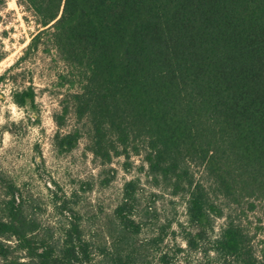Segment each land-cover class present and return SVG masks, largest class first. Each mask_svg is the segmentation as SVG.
<instances>
[{
    "label": "trees",
    "instance_id": "trees-1",
    "mask_svg": "<svg viewBox=\"0 0 264 264\" xmlns=\"http://www.w3.org/2000/svg\"><path fill=\"white\" fill-rule=\"evenodd\" d=\"M17 1L37 26L26 54L54 49L65 64L60 84L72 89L55 115L57 149L71 151L82 137L80 127L61 131L72 110L89 125L96 157L141 154L157 183L185 194L189 250L208 242L204 253L222 264H264V247L258 254L232 216L212 237L223 214L217 197L264 216V0ZM13 98L26 106L35 92L28 86ZM0 185L1 264H154L149 249L167 235L163 227L137 243L144 223L137 179L125 183L116 232L104 242L88 236L67 198L55 204L69 213L49 229L27 211L14 181ZM159 253L156 264H173Z\"/></svg>",
    "mask_w": 264,
    "mask_h": 264
},
{
    "label": "rangeland",
    "instance_id": "rangeland-1",
    "mask_svg": "<svg viewBox=\"0 0 264 264\" xmlns=\"http://www.w3.org/2000/svg\"><path fill=\"white\" fill-rule=\"evenodd\" d=\"M36 31L31 12L17 0H0V77L4 76L0 79V179L18 185L27 211L49 229L60 225L69 213L55 204L67 198L79 212L88 236L98 242L108 240L116 232L114 209L123 198L125 183L137 179L138 209L144 213L137 243L143 244L163 227L167 233L156 250L149 249L154 264L160 250L169 253L173 264H196L200 260L222 264L214 251L204 253V247L210 246L208 242L197 251L188 249L184 238V228L188 226L186 196L174 195L157 183L148 172L143 155L131 153L129 158L120 155L103 162L89 148V125L77 120L72 110L66 115L61 131L80 127L82 137L71 151L63 153L57 149L54 135L60 128L55 115L61 112L62 103L72 89L68 83L60 84L59 74L65 71V64L54 49L41 45L26 54ZM28 86L35 92L34 102L19 106L13 92ZM196 170L197 177L203 176ZM4 195L5 189L0 185V200ZM216 200L223 214L215 216L212 237L219 235L230 215L246 227L255 251L261 254L264 247L261 210H250L245 203L230 204L223 197ZM6 240L15 246L14 238ZM14 253L22 260L27 259L22 250Z\"/></svg>",
    "mask_w": 264,
    "mask_h": 264
}]
</instances>
